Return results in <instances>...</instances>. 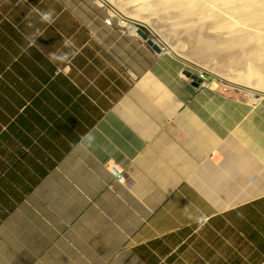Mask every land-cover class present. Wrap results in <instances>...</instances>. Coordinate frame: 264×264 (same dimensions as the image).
Instances as JSON below:
<instances>
[{
  "label": "crops",
  "instance_id": "crops-1",
  "mask_svg": "<svg viewBox=\"0 0 264 264\" xmlns=\"http://www.w3.org/2000/svg\"><path fill=\"white\" fill-rule=\"evenodd\" d=\"M98 1L0 0V264H264V95Z\"/></svg>",
  "mask_w": 264,
  "mask_h": 264
},
{
  "label": "bare ground",
  "instance_id": "bare-ground-1",
  "mask_svg": "<svg viewBox=\"0 0 264 264\" xmlns=\"http://www.w3.org/2000/svg\"><path fill=\"white\" fill-rule=\"evenodd\" d=\"M102 1L110 4L114 13L134 22H147L142 17L143 10L153 16L160 12L170 17L173 14L182 21L180 25H183L184 30L194 36L196 47L193 54L215 58L217 55L221 60L218 66L227 73L213 72L188 56L187 61L201 69L210 70L218 79L238 85L240 90H248L251 96L264 95V85H261L264 82V3L260 0H116L118 5L113 4V0ZM125 4L134 6V11L127 13ZM126 27L135 33L136 26L128 23ZM216 32L218 37H228V40L217 44ZM210 33H215L214 39ZM164 43L171 52L178 54L168 43ZM237 71L244 72L246 80L237 79ZM255 81L260 85H253ZM214 84L213 81L212 86Z\"/></svg>",
  "mask_w": 264,
  "mask_h": 264
},
{
  "label": "rangeland",
  "instance_id": "rangeland-1",
  "mask_svg": "<svg viewBox=\"0 0 264 264\" xmlns=\"http://www.w3.org/2000/svg\"><path fill=\"white\" fill-rule=\"evenodd\" d=\"M261 2L264 3V0H260ZM99 3H103L105 4V6H107V8L109 9L110 13H112L113 15L117 16L118 18V24L119 26L125 27L126 28V24L131 23L134 26H137L136 23L142 25L144 27V29L148 32V34L155 39L158 43H160V45L162 46L163 50L172 54L173 56L181 59L182 61H184L187 66L188 69H190L191 71H195V69L197 70L196 75L198 76L199 73H202L205 77V79L209 80L210 82H215L213 89L216 91H220V92H225V93H235L238 95H242L243 97H246L248 95H250V92L248 90L242 89L237 85H231L230 83H228L229 81L227 80H222V79H218L213 73H211V71L213 72H219V73H223L226 74L227 71L221 67L218 66V64H220L221 60H219L218 56H209L206 55L205 57H202L201 55H194V49L196 47V43H195V39L194 36L192 35L191 32L184 30L183 25H180V23L182 22L178 17L174 16L173 14H171L170 16H166L165 13L160 12L159 14L156 15H152L150 13L147 12H143L142 13V17L147 21L145 23L142 22H136L132 23L134 21H129L128 19L122 17L121 15L114 13L113 8H111L112 6L106 2H103L102 0L98 1ZM113 4L118 5L116 0L112 1ZM124 10L129 13V12H133L134 11V6H132L131 4H125L124 5ZM126 22V24H125ZM234 22H232L231 24H233ZM105 24L107 25V20H105ZM149 24V25H148ZM216 29H218L216 27ZM214 29V30H216ZM211 30V29H209ZM158 35H157V34ZM210 37L212 39L215 38V33H210ZM220 38L222 39V41H220ZM168 43L170 45V47H172V49L177 52L178 56L176 54H174L173 52H171V50L166 46V44L163 42ZM262 39H264V35L262 36ZM228 40V37H218L217 36V32H216V41L217 44L220 42H224ZM257 44L259 45V41L257 42ZM190 57L192 59L198 60V62L202 63V65H204L206 68L210 69L205 70V69H201L198 66H196L195 64L187 61V57ZM186 59V60H185ZM238 76L235 75V77H237V79L244 81L246 80V74L244 72L241 71H237ZM225 81V82H224ZM253 82V80H252ZM255 83H257L255 81ZM253 83V85L255 86H259L260 84H255ZM261 85H264V82H261ZM229 86V87H228ZM231 86V87H230ZM236 88H235V87ZM234 87V89H233ZM231 88V90H230Z\"/></svg>",
  "mask_w": 264,
  "mask_h": 264
},
{
  "label": "water",
  "instance_id": "water-1",
  "mask_svg": "<svg viewBox=\"0 0 264 264\" xmlns=\"http://www.w3.org/2000/svg\"><path fill=\"white\" fill-rule=\"evenodd\" d=\"M136 29H135V35L138 36L147 46H149L155 53L159 54L163 52V48L160 44H158L149 34L148 32L144 29V27L138 23H136ZM184 75L186 77H189L193 80L195 84L197 82H200V79L198 78L197 75L192 74L189 71H185Z\"/></svg>",
  "mask_w": 264,
  "mask_h": 264
},
{
  "label": "built area",
  "instance_id": "built-area-1",
  "mask_svg": "<svg viewBox=\"0 0 264 264\" xmlns=\"http://www.w3.org/2000/svg\"><path fill=\"white\" fill-rule=\"evenodd\" d=\"M107 25H111V20L107 19ZM198 78L200 79V82H197L198 88H205V89H213L212 82L205 79L204 75L202 73H199ZM112 172H114V176L116 180L118 181H124V178L122 176V172L120 170H117L116 168H112Z\"/></svg>",
  "mask_w": 264,
  "mask_h": 264
},
{
  "label": "clouds",
  "instance_id": "clouds-1",
  "mask_svg": "<svg viewBox=\"0 0 264 264\" xmlns=\"http://www.w3.org/2000/svg\"><path fill=\"white\" fill-rule=\"evenodd\" d=\"M53 13H54V9H47L45 11H41L40 12V19L43 20V21H46L48 23H51L52 19H53ZM35 36H32L30 39H29V44L35 42V39H34ZM67 43V41H65Z\"/></svg>",
  "mask_w": 264,
  "mask_h": 264
}]
</instances>
